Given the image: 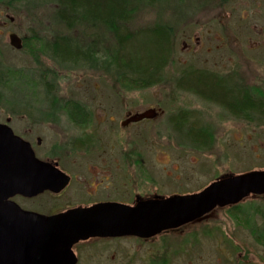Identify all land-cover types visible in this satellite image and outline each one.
I'll list each match as a JSON object with an SVG mask.
<instances>
[{"label": "rangeland", "instance_id": "rangeland-1", "mask_svg": "<svg viewBox=\"0 0 264 264\" xmlns=\"http://www.w3.org/2000/svg\"><path fill=\"white\" fill-rule=\"evenodd\" d=\"M127 1L133 14L127 23L131 31L162 25L173 34L165 81L142 90H123L111 61H104L117 47L111 33L99 27L69 28L59 21L54 0H0V81L5 82L0 85V121L11 112L32 109L33 122L62 123L64 133L71 135L68 142L79 135L66 119V104L81 102L93 114V123L103 125L105 131L113 129L114 139L105 140L116 143V155L124 154L127 142L132 141L125 153L140 158L142 168L134 167L140 170L134 176L140 192L158 188L166 196L192 193L225 174L264 170V118L233 117L218 104L177 87L183 73L201 70L264 96V0ZM12 32L23 38V49L10 45ZM94 32L102 42L99 59L88 67L62 62L48 48L62 37L89 46L95 42L90 36L96 37ZM149 107L162 113L153 120L121 125L127 112ZM179 114H188L190 120L176 128ZM26 122L18 118L12 126L19 132ZM191 129L207 132L209 144L193 143L187 136ZM65 138L61 136L55 147V139L45 137L44 149L67 155L70 151L61 143ZM213 217L218 220H204L162 236V247L149 250L194 251L212 262L217 261L213 258L219 251L264 250L253 238L264 232V195H250L236 209H219ZM227 232L230 237L225 240Z\"/></svg>", "mask_w": 264, "mask_h": 264}, {"label": "flooded vegetation", "instance_id": "flooded-vegetation-1", "mask_svg": "<svg viewBox=\"0 0 264 264\" xmlns=\"http://www.w3.org/2000/svg\"><path fill=\"white\" fill-rule=\"evenodd\" d=\"M30 110L32 109L22 108L19 112H11L8 117H6L5 121H0V123L9 125L15 135L29 143L34 151L35 157L39 161L47 163V171H42V174L53 175L59 171L68 176V183L59 191L46 188L36 194L4 192L0 195V202L2 205L5 204L9 207L3 205L2 209L0 208V213L6 209L15 210L21 221L24 220L31 224H36L35 220L40 216L54 217L71 211L91 209L92 207L102 204H121L128 207H136L139 203L146 201H160L176 194H191L173 193L172 195L166 196L162 195V192H160L158 188H150L146 189L148 191L142 190V192H140V188L135 186L134 181V176H136V173L140 172V170L136 169L142 168L139 165L140 158L134 154L125 153L133 146L132 141L127 142V148L124 154L121 156L116 155L115 152H113L116 143L114 141L105 140L114 139L112 138L113 129L108 128L105 131V128H102L103 125L93 123L92 119L94 116H92L93 114L87 111L86 108H83L82 113L86 120H89L87 123H75L70 116L71 108L64 113L68 115L66 119L72 121L69 124L73 126L74 130L78 131L77 134L79 135L77 137H72L68 142L66 139L70 138L71 135L69 131L68 133L66 132V134L64 133L66 128H64L62 123H53L49 125L45 122H33L31 121L33 118L32 116L36 114L30 112ZM159 110L160 115L162 110ZM143 111H129L126 114L125 120L131 115ZM18 118L28 121L19 132L12 126L13 121ZM45 119H47V116H45ZM147 120L153 119L131 122L126 126L138 124ZM63 135L66 138L61 140V143L64 142L63 144L68 147L70 153L67 155H57L50 152V150L44 149L43 143L45 137H52L55 139L54 144L55 147H57L60 145L59 138ZM116 141L118 142L117 139ZM96 143H99V145L96 146ZM118 144L122 145V143L119 142ZM0 152H3L1 148ZM9 159L14 160L19 167H23L22 163H19V156L13 154ZM135 166H137V168L134 170ZM33 172L34 173H31L32 175L39 176V171L35 170ZM227 175L231 174H225L224 176ZM241 202L224 207L217 206L195 221L177 228L165 230L150 237L138 235H97L80 239L71 246L69 253L70 257H73L67 261V264H264V250H258V252L219 251L216 252L217 256L213 258V261L215 258L217 259L216 262L204 260L202 257L205 256H197V252L194 251L170 252L149 250L151 248L162 247V236L177 234L186 227L204 220H218L213 216L217 214L219 209H236ZM227 237H230L228 232L223 238L227 240ZM253 238L257 245L264 246V235H258Z\"/></svg>", "mask_w": 264, "mask_h": 264}, {"label": "water", "instance_id": "water-1", "mask_svg": "<svg viewBox=\"0 0 264 264\" xmlns=\"http://www.w3.org/2000/svg\"><path fill=\"white\" fill-rule=\"evenodd\" d=\"M9 43L17 50L24 48L23 38L15 32L9 34ZM159 111L149 108L135 113L122 125L155 119ZM0 148V195L36 194L46 188L59 191L68 183V176L59 171L42 174L47 163L39 161L29 143L2 123ZM13 154L19 156L23 167L9 159ZM35 170L39 176L31 174ZM251 194H264V170L223 176L199 192L146 201L136 207L102 204L54 217L40 216L36 224L21 221L15 210L6 209L0 213V264H67L73 257L71 246L80 239L97 235L150 237L195 221L217 206L237 204ZM3 205L0 202L1 209Z\"/></svg>", "mask_w": 264, "mask_h": 264}, {"label": "trees", "instance_id": "trees-1", "mask_svg": "<svg viewBox=\"0 0 264 264\" xmlns=\"http://www.w3.org/2000/svg\"><path fill=\"white\" fill-rule=\"evenodd\" d=\"M54 1L59 6V21L69 28L90 26L97 30L99 27L114 36L117 47L111 54L112 59H103L105 62L111 61V70L116 74L123 90H142L165 81V69L170 60L172 46L173 34L170 28L156 25L153 28L131 31L127 23L132 20L133 14L127 0ZM145 1L154 4L158 0ZM144 33L145 37L142 38ZM90 36L95 42L89 46L83 47L76 40L62 37L57 38L48 48L62 62L88 67L99 59L98 50L102 42L97 34L96 37L93 34ZM0 85H5V82L1 80ZM177 87L220 105L234 117L248 121L264 118V96L257 90L236 86L227 77L201 70H189L178 79ZM66 105L72 109L70 116L75 123L89 122L82 113L85 107L81 102L69 101ZM189 120L188 114H179L174 123L179 128ZM197 129L193 132V129L189 130L188 138L196 145L207 146L210 142L207 132ZM260 235H264V232Z\"/></svg>", "mask_w": 264, "mask_h": 264}]
</instances>
